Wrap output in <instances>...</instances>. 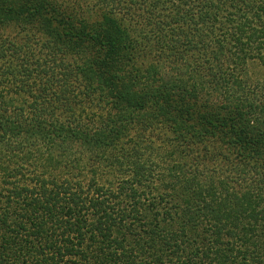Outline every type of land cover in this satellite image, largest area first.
<instances>
[{
	"label": "trees",
	"instance_id": "obj_1",
	"mask_svg": "<svg viewBox=\"0 0 264 264\" xmlns=\"http://www.w3.org/2000/svg\"><path fill=\"white\" fill-rule=\"evenodd\" d=\"M0 264H264V0H0Z\"/></svg>",
	"mask_w": 264,
	"mask_h": 264
}]
</instances>
